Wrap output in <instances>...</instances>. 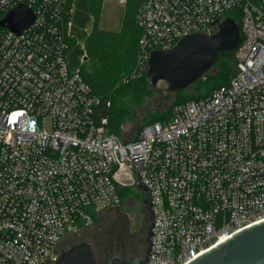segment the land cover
Segmentation results:
<instances>
[{"label":"built area","instance_id":"built-area-1","mask_svg":"<svg viewBox=\"0 0 264 264\" xmlns=\"http://www.w3.org/2000/svg\"><path fill=\"white\" fill-rule=\"evenodd\" d=\"M70 0H0V20L21 3L34 21L0 25V264H55L136 186L154 212L147 264H186L264 219V0H144L140 63L193 32L239 18L241 72L228 85L141 125L134 142L108 128L101 98L73 66ZM126 5L128 0H117ZM84 47V46H82ZM205 78V75L202 77ZM110 105V101L107 102Z\"/></svg>","mask_w":264,"mask_h":264},{"label":"water","instance_id":"water-1","mask_svg":"<svg viewBox=\"0 0 264 264\" xmlns=\"http://www.w3.org/2000/svg\"><path fill=\"white\" fill-rule=\"evenodd\" d=\"M34 19L33 9L28 4L21 3L0 20V25L22 33ZM240 41V24L235 18L227 17L219 23L215 32L189 33L170 48L152 50L146 63L145 74L148 84L160 97L142 110L140 118L133 125L131 138L124 141V144L136 140L147 116L153 110H159L171 92L185 89L198 81L212 69L220 54L235 50ZM135 172L136 187L146 193L144 203L150 212L149 246L144 256L134 260H126L119 252H112L106 258V264H113V259L129 264H147L150 258V237L154 226L153 200L151 190L143 181L137 167ZM55 264H97V257L90 244L81 242L62 252ZM186 264H264V219L235 231Z\"/></svg>","mask_w":264,"mask_h":264},{"label":"trees","instance_id":"trees-1","mask_svg":"<svg viewBox=\"0 0 264 264\" xmlns=\"http://www.w3.org/2000/svg\"><path fill=\"white\" fill-rule=\"evenodd\" d=\"M103 1H69V6L75 4V36L81 42L82 40L85 42V50L81 44L73 46L74 48L70 52V61L73 66H78L81 64V56L87 51V60L81 64V72L92 90L101 98L99 115L108 117L110 131L119 134L122 132L123 126L130 124L128 133H131L132 125L140 117L137 108L141 107L145 100L155 93L148 84L144 63H140L139 42L142 28L136 21V14L144 0H128L125 5L122 28L119 31L106 30L99 26L98 18ZM92 15L95 20L92 29L87 33L85 28ZM232 15L239 23V18L233 13ZM231 53H235L234 50L222 54L229 55ZM216 62L218 63V61ZM231 78L226 76L221 69L214 74L208 72L205 74V78H200L195 82V84L205 86L204 92L198 94L199 96H187L182 94L181 90L177 91L175 105L191 99L206 97L214 90L228 85ZM108 101H110V105H107ZM168 112L157 114L152 121L146 123L157 120L164 121L171 116V113L169 115ZM132 188H128L127 191L132 193ZM127 191L125 190L124 196ZM139 193L141 192L139 191Z\"/></svg>","mask_w":264,"mask_h":264},{"label":"rangeland","instance_id":"rangeland-1","mask_svg":"<svg viewBox=\"0 0 264 264\" xmlns=\"http://www.w3.org/2000/svg\"><path fill=\"white\" fill-rule=\"evenodd\" d=\"M124 13H125V5L120 4L117 0H104L102 5H101V12H100V16L98 18L99 26L103 29H106V30H113V31L121 30L122 24H123ZM94 20H95V17H94V15H92L90 22L87 23L86 28H85L87 33H89L90 30L92 29ZM82 42H83L82 46H84L82 48L85 50L84 40H82ZM86 52L87 51H85L86 59L84 58V61L87 60V53ZM217 61H218V63L216 62L215 65L212 67V69L208 71L210 74H214V73L218 72L219 69H221L223 71V73L229 77L237 76L240 74L241 69L239 67V59L234 53H231L229 55L221 54ZM204 87L205 86L203 84L193 83L192 85H189L187 88L182 89L181 93L184 95H187V96H192V95L199 96L200 93L204 92V89H203ZM159 97H160V95L157 92H155L153 95H151L149 98H147L145 100V102L143 103V105L141 107L137 108L139 115L141 116L142 110H144L145 108H147L151 104L155 103ZM175 100H176V92H171L169 98L167 100L163 101V104L160 107V109L159 110H153L147 116L146 122L150 121V120L152 121L153 118L157 114H160V115L165 114L167 111H169L168 113L170 115L173 106L176 104ZM129 128H130V124H126L125 126H123V128H122L123 130L121 133H119V136L128 137ZM132 189H133L132 193H130V191L126 192V194L123 198V201H122V205H121L119 210H117V209H110L109 210L108 209V210L102 212V214L98 217V219L96 220L94 225L87 228L86 231L84 232V234L81 236H86L87 238H90L93 241L96 240V237L99 234H101V233L105 234V231L110 229L113 220L117 217L116 215L119 212L128 213V215L130 216L129 220L131 222V226L133 227L134 222H133L132 216L136 215L137 210L132 208L130 205L133 202V200L139 199V197H137V196H139V190L136 186H134Z\"/></svg>","mask_w":264,"mask_h":264},{"label":"flooded vegetation","instance_id":"flooded-vegetation-1","mask_svg":"<svg viewBox=\"0 0 264 264\" xmlns=\"http://www.w3.org/2000/svg\"><path fill=\"white\" fill-rule=\"evenodd\" d=\"M139 199L133 200L131 207L137 210L131 226L130 216L126 212H119L113 220L110 229L99 234L96 240H91L79 234L67 236L59 245L58 252L61 254L72 246L81 242L91 245L97 257V264H106V258L112 252H119L126 260H134L145 255L149 246L148 226L150 225V212L144 203L146 193L140 191ZM122 203L110 209L119 210ZM109 209V210H110ZM151 239V237H150ZM113 264H129L123 260L113 259ZM132 264V263H131Z\"/></svg>","mask_w":264,"mask_h":264}]
</instances>
